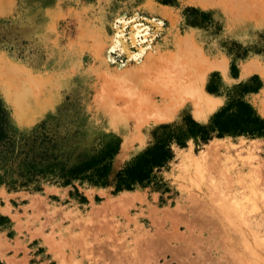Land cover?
<instances>
[{
    "label": "rangeland",
    "instance_id": "374dc122",
    "mask_svg": "<svg viewBox=\"0 0 264 264\" xmlns=\"http://www.w3.org/2000/svg\"><path fill=\"white\" fill-rule=\"evenodd\" d=\"M194 86L214 111L177 99ZM237 98L264 118V0H0L10 129L19 140L45 123L75 154L117 149L110 181L159 126H208ZM173 148L168 192L2 185L0 264H264V140Z\"/></svg>",
    "mask_w": 264,
    "mask_h": 264
},
{
    "label": "trees",
    "instance_id": "16d2710c",
    "mask_svg": "<svg viewBox=\"0 0 264 264\" xmlns=\"http://www.w3.org/2000/svg\"><path fill=\"white\" fill-rule=\"evenodd\" d=\"M192 12L209 19L210 13L195 8ZM209 23L212 25L211 19ZM232 70L233 73L236 71L234 62ZM258 89L254 87L249 91ZM207 91L216 94L218 89L209 83ZM244 92H248L247 88ZM153 135L155 141L138 160L120 169L110 181L113 155L117 149L99 154L94 150L91 155L75 154L64 138L56 132L51 133L45 123L30 136L18 140L10 129L8 112L0 99V187L6 184L14 191H42L48 184L72 186L78 192L77 185L88 184L92 187L113 185L115 193L150 186L168 192L163 173L170 169L176 158L174 145L186 148L191 137L198 138L202 144H208L214 137L264 140V118L243 98H237L217 111L208 126L201 125L189 115L183 119V125L164 124L155 129Z\"/></svg>",
    "mask_w": 264,
    "mask_h": 264
},
{
    "label": "bare ground",
    "instance_id": "6f19581e",
    "mask_svg": "<svg viewBox=\"0 0 264 264\" xmlns=\"http://www.w3.org/2000/svg\"><path fill=\"white\" fill-rule=\"evenodd\" d=\"M219 68L220 70H222L223 72L224 71H226V66L224 67L222 64L221 65H219V66H214V65H210V67L208 68V71H210L211 69H213V68ZM15 73V72H14ZM207 73V72H206ZM206 73H203V74H206ZM14 78H16V77H14ZM201 78H203V77H201ZM202 80V79H201ZM200 81V80H199ZM200 84H202V82L200 83ZM24 85V84H23ZM23 88V87H22ZM189 89H191V88H189ZM26 91H28V88H27V90ZM30 91V90H29ZM174 92V91H173ZM20 93H22V92H20ZM24 94H26V92H23ZM23 93H22V96H23V98L25 97L24 95H23ZM20 95V94H19ZM168 95V94H167ZM172 95V94H171ZM175 95V94H174ZM206 95V94H205ZM205 95L203 94V92H202V90H201V88L199 87V86H194L193 88H192V90L191 91H189L188 90V92H187V94H179L178 95V93H177V96H178V98L177 99H183V97H185V96H191L192 98H194V100H195V105H196V109L197 110H199V112L198 111H195V112H198V114L197 115H200V113L202 112V115H203V113H205V112H208V111H210V112H212V111H214L216 108H217V106L219 105V102H217V101H215L214 99H210L211 97H205ZM28 96L26 95V98H27ZM174 97V96H173ZM190 97V98H191ZM22 97H21V99H22V101L20 100V102L22 103L23 102V99ZM175 98H176V96H175ZM18 100H19V98H18ZM31 101V100H30ZM172 101H173V98H172ZM25 103H26V101H25ZM25 103L23 102V104L25 105ZM169 103H170V101H169ZM168 103V104H169ZM19 105V104H18ZM167 106V105H166ZM165 106V107H166ZM169 107V106H168ZM19 108H22V106L21 107H19ZM170 108V107H169ZM174 108V107H173ZM20 110H22V109H20ZM173 110V109H172ZM174 111V110H173ZM201 111V112H200ZM196 115V114H195ZM167 116V115H166ZM156 118V117H155ZM162 118H164V116L162 117ZM166 119V118H165ZM162 120V119H161Z\"/></svg>",
    "mask_w": 264,
    "mask_h": 264
}]
</instances>
